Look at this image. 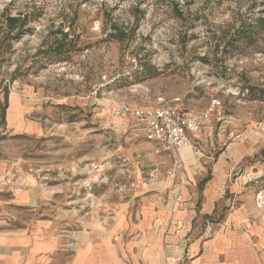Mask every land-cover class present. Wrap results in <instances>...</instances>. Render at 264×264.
Instances as JSON below:
<instances>
[{"label": "rangeland", "instance_id": "rangeland-1", "mask_svg": "<svg viewBox=\"0 0 264 264\" xmlns=\"http://www.w3.org/2000/svg\"><path fill=\"white\" fill-rule=\"evenodd\" d=\"M4 9L28 15L0 53V199L12 227L42 224L70 251L159 236L171 264L191 261L179 246L231 232L264 264V31L235 35L264 16V0H0ZM120 102L207 113L193 159L145 141L113 112ZM182 213L186 234L185 218L176 229L162 218Z\"/></svg>", "mask_w": 264, "mask_h": 264}, {"label": "crops", "instance_id": "crops-1", "mask_svg": "<svg viewBox=\"0 0 264 264\" xmlns=\"http://www.w3.org/2000/svg\"><path fill=\"white\" fill-rule=\"evenodd\" d=\"M171 150L177 155L181 152L186 162L193 159L191 148ZM19 198L24 200L22 195ZM3 207L4 201L0 199V264H171L166 259L159 236H144L128 245L125 250L100 237L96 241H84L77 251H70L47 234L48 231L42 224L32 228L12 227ZM185 216L188 217L186 213H182L173 220H169L167 216L162 218H167L164 223L175 229V218H185L181 233L186 234L190 231L192 217L189 216L187 220ZM245 244L244 239L236 238L231 232L220 231L202 244L191 242L188 253L185 246H179L177 254L190 256L188 264H251V258L244 253Z\"/></svg>", "mask_w": 264, "mask_h": 264}, {"label": "built area", "instance_id": "built-area-1", "mask_svg": "<svg viewBox=\"0 0 264 264\" xmlns=\"http://www.w3.org/2000/svg\"><path fill=\"white\" fill-rule=\"evenodd\" d=\"M120 117H130L145 141L167 149L192 148L207 113L190 115L172 105H133L120 102L112 106Z\"/></svg>", "mask_w": 264, "mask_h": 264}, {"label": "trees", "instance_id": "trees-1", "mask_svg": "<svg viewBox=\"0 0 264 264\" xmlns=\"http://www.w3.org/2000/svg\"><path fill=\"white\" fill-rule=\"evenodd\" d=\"M27 16L26 13L22 15H12L5 9L0 13V27H4V31L0 34V53L9 47L13 40H18L25 33L26 29L23 27L27 23ZM255 28L264 31V16L255 19L254 24L242 25L237 28L235 30L236 40L249 42L252 39L253 34L257 32ZM120 34H123V32L120 31ZM65 36L66 34L64 33L63 38ZM151 74L154 75L155 72H152ZM6 97L7 93L5 92V98ZM0 115L1 118H4V107L2 108Z\"/></svg>", "mask_w": 264, "mask_h": 264}]
</instances>
